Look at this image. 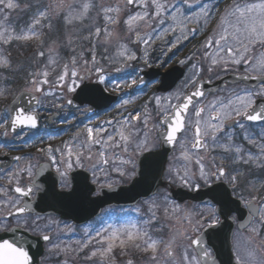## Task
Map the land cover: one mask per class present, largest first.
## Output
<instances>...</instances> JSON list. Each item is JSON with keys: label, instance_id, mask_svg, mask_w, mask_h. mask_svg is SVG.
I'll use <instances>...</instances> for the list:
<instances>
[{"label": "snow or ice", "instance_id": "obj_1", "mask_svg": "<svg viewBox=\"0 0 264 264\" xmlns=\"http://www.w3.org/2000/svg\"><path fill=\"white\" fill-rule=\"evenodd\" d=\"M199 2V0H197ZM126 5H131L133 7H139L142 11H137L135 13L127 14V18L123 20V23L127 26L129 32L134 33L136 39L133 40V43L137 41H141L145 45H150L151 42H154L156 39L151 33H154L156 29L153 27V22L157 24H164V13L168 12L170 18L175 21L177 16L173 13L180 14V8L178 6H172V10L169 11V7L167 3H161V0H125ZM180 3L188 5L189 0H180ZM0 13L4 12V9H14L19 5L14 3L13 0H0ZM31 5H26V8H31ZM92 5L88 2H84L82 4H77L76 0L73 3H68L65 6V0H52L51 4L38 3L36 5V10L33 12L30 23L27 28H22L19 33L15 32L14 29H11L10 26L5 24L8 17L4 16L2 20H0V43L8 44L12 40L18 41H29L32 39H39L42 33V28L45 26L42 22L47 21V27L52 29V12L54 11L56 16H62L64 22L66 24H72L74 20H83L86 18L87 13ZM153 8L154 10L149 12V8ZM101 11L105 14L107 13H115L116 15H105L104 19L106 21V25L101 27H95L94 32L90 31V36L94 35L95 37H100L101 33L104 34V40L101 43V46L110 45L112 43L113 38L116 39L117 45L119 48H123L126 50V45L120 41L119 34L116 33L113 29H109L107 24L118 25L120 24L119 13L121 9L119 6L117 7H102ZM205 21L210 18L211 10L207 8L205 5H201V13ZM185 20L191 19L187 16L184 17ZM143 21L144 25L151 29L150 33H147L144 38L141 37V34L137 29L140 27V22ZM219 32L218 38H210L207 42V46L211 47L213 44L219 47L221 50H226L228 54V58L231 63L240 65L243 63L245 66L249 67L253 72L258 71L260 73L259 76L251 77L252 79H260L261 87L258 91H249L245 90L243 95H237L235 100L229 98L227 102L219 101V106L217 104H210L208 107L210 109V114L207 120H203L202 114L205 112L204 107L197 108L194 112V116L197 118L195 122H187L186 116L188 114L189 105L192 104L193 96H203V92L195 91L191 96H187L186 102L182 104H177L172 106V111L170 114H162L161 123H166L167 128L165 132L161 133L163 141H166L168 144H174L177 142V133L187 132L190 129L194 128L193 138L190 143V149H207L208 143L207 138H211L214 146L220 147L223 152L228 155L222 157V162L220 164H216L213 162L214 170L210 168H206L205 165L201 162L203 157H198L196 163L199 165L197 176L195 173H190V171L186 168L184 170L183 175L180 174L179 171L175 173V176H172V170H169V175L171 179L174 181L177 177L179 178L181 185L185 187H195L199 188L200 185L198 183L199 180H203L205 184H209L210 181H220L223 179H227L228 183L231 185L232 194H235L237 190L241 187V180L245 178L246 173L238 168H232L231 171L223 163L224 160H229L232 165L242 164L246 166H254L259 169H264V130L259 134L260 143H257V137L252 133H248L246 129V125L243 123L244 120L249 122H258L261 124L262 129H264V100L260 103L257 102L256 97H264V55L260 57H255L249 55L257 45L264 46V0H259V2H244L240 3L238 0H233V3L225 9L224 14L220 18L219 23ZM174 29H164V32H168ZM183 34V29L181 30ZM189 31H196V29H189ZM88 39L89 37H84ZM184 39H187V35H184ZM179 38H177V42ZM231 41V42H229ZM223 42V43H222ZM95 47L93 45L91 60H84V65L91 64V67H86L83 74L76 71L75 68L71 71V77L77 78L81 83L85 80L92 79V74H96V80L99 83H104V76L102 75L104 69L100 64V61L97 59L95 54ZM176 47V43L171 45V48ZM169 48V51L171 50ZM51 51V50H50ZM104 51L107 52L108 48L104 47ZM39 56L43 57L45 53L43 51H39L37 53ZM83 54H81L82 56ZM120 56H125L127 61L135 60L137 57L134 52L127 53L125 55V51L119 53ZM104 59H110V57H104ZM229 62L228 60L225 63ZM49 63L54 64L55 60L51 57L49 58ZM71 63L75 66L77 63L76 57L73 56ZM144 63L147 64V52L145 51ZM181 64H184L185 61H180ZM215 63V60H213ZM0 68H8L11 69V63L9 60L0 58ZM211 70V69H209ZM116 71H120L119 68ZM33 78L30 80L35 92H41L42 84L49 83L47 77L49 72L47 70L40 73H29ZM69 76L68 73V65H64V71L62 74L58 76V81H65L66 77ZM37 77H43V79H38ZM133 83H136L133 81ZM68 92H75L76 88L80 85L77 84L76 80L73 79L70 84L65 85ZM85 93L87 92V85H85L82 90ZM158 99V98H157ZM68 103L71 104L72 101L68 100ZM125 104L129 103L128 101L124 102ZM214 113V114H212ZM242 118V119H237ZM141 119L139 114L129 113L127 117H125L124 124L121 126V129L114 130L113 134H107L106 137L101 135L102 133H107V129L102 127H87L84 131L86 133V137L84 141L81 142L79 147L87 146L90 151L91 146L95 144H99L106 147L111 148H120L121 157L119 165L115 166V171L121 177L134 178L136 176H144L145 172L153 166L154 164V156L151 154L150 148V140L147 136L143 139H139L136 137V134L132 130H128L133 128L132 125L133 120L139 121ZM148 116L145 114L143 123L147 125ZM226 121H231V124H226ZM110 123V122H109ZM18 125H29L31 127H36L37 125V116L31 113H26L24 109H20L16 112V115L11 120V127H16ZM125 125L127 128H125ZM238 126L241 130L245 131L244 139L248 141L249 144L254 145L258 148V152L253 154L250 150H246L243 146L235 144L233 142V134L231 132L225 131L226 127L235 128ZM223 134V138L227 140V143H220L221 136ZM81 135L77 133V136ZM119 137L117 140L116 137ZM182 145L185 143L181 142ZM134 145V147H133ZM131 148V152L129 149ZM65 149H67V154L65 157L64 150L60 148H52L49 146L47 149H40L41 152H45L52 163L57 164L56 172L59 174L61 178L66 177L68 175V171L73 168V163L79 167H83L82 161L87 159L91 160V155H85L82 151H74L72 147L65 144ZM187 147H182L181 156L184 160L190 161L192 159L191 151ZM55 152L61 153V159L58 161ZM134 153H139L144 156L143 164L144 170H140V166L137 163V157L134 156ZM144 153H149L148 155H144ZM123 154H128L127 159H123ZM101 158L105 156V153L101 151L98 154ZM115 155V154H114ZM75 156V161H73L72 157ZM16 159H19L17 157ZM109 160L107 158L103 159V163L107 164ZM131 165V167H128ZM62 166V167H61ZM95 168V165H93ZM28 174L31 175V170L26 169ZM93 175H95V171H93ZM87 178H85L86 180ZM96 182V181H94ZM261 187H264V181L260 182ZM69 181L62 180L60 184V188L64 189L68 187ZM104 187L103 184L100 185ZM108 187H112L113 185L109 183ZM86 188V185H85ZM248 192V198L245 199L243 194L238 197V201L243 203L244 207L249 209V215L251 216L257 210L255 208L254 202L260 200L264 203V197L260 196L259 188L255 186L252 181H248L246 185V189ZM2 191V190H0ZM91 191V190H88ZM214 192L218 193L219 199L217 203L220 204L219 214L215 209L210 210L208 217L205 220L208 227H215L220 223L219 216L226 215L229 212L237 210V202L229 199V192L226 190L223 185H218L216 189H213ZM15 192L20 193L22 196H28L31 192V188L23 189L21 187H16ZM73 193H65L63 191L56 192L55 184L53 183V191L52 195L57 197H64L66 195H72ZM97 195L99 193H96ZM17 212L23 213L25 211V207H18L16 209ZM155 218V213L152 214V219ZM151 220L145 221V224H150ZM197 224H200V221H197ZM259 224L264 226V212L260 213ZM252 231L259 235V232L255 227L252 228ZM97 236H100V233H97ZM43 239L45 241L49 240L50 237L48 235H44ZM176 237L173 236L169 239L167 244L163 239H154L149 235L147 231L140 230L136 227V225H131L130 228H125L121 230H115L111 233L110 236L102 237L101 240L97 241L100 244H107L106 247H102L96 251H93L87 259H91L93 256L97 255V251H99L100 255L103 257L107 253H110L115 246L116 242L120 245L131 244L133 247L140 249L142 251H151L153 253L151 259L157 260L156 253L159 250L160 245L165 246L166 254L171 257L173 255L170 250L172 245L175 243ZM86 242L83 247H87ZM192 244L199 246L200 240L199 238L192 240ZM201 253L204 257H209L210 254L203 248L200 249ZM185 260H188L189 264H198L196 261V257L189 258L187 254L184 256ZM0 264H32L31 257L29 256L28 251H26L23 247L10 242L8 240H3L0 242ZM128 264H132V261L129 260Z\"/></svg>", "mask_w": 264, "mask_h": 264}, {"label": "rangeland", "instance_id": "obj_2", "mask_svg": "<svg viewBox=\"0 0 264 264\" xmlns=\"http://www.w3.org/2000/svg\"><path fill=\"white\" fill-rule=\"evenodd\" d=\"M14 3L18 4L19 6L14 9H4L3 13H0V20L3 19L4 16H7L8 19L5 21V24L7 26H10L11 29H14L15 32L19 33V31L22 28H27L28 24L30 23V20H26V23H22L20 20L22 17V14L24 15L29 8H26V5H31L32 7L30 9H33L35 12L36 5L38 3H44V4H51L52 0H13ZM74 0H65V6L68 3H73ZM84 2H88L92 5V7L89 9L86 18L83 20H74L72 24H66L62 18V16H56L55 12H52V29H49L47 25V21H43L42 23L45 25L42 28V35L39 39H32L29 41H18V40H12L8 44L0 43V58H4L10 61L11 63V69L8 68H0V104L5 102L8 95L13 91H9L8 86L5 83V74L4 72L8 70H14V71H21L27 76V72L30 73H40L45 70L49 72V75L47 77L49 83L42 84L41 92H37L40 94H43V98L41 100L40 109H44V112H46L47 116H50L52 113V110L57 108V106L65 100V94L67 93L66 84H70L72 81V77L70 75L73 68H75L78 72H84L86 67H91V64L84 65V60H91L93 45H96L95 47V54L97 59L100 61L101 66L103 67V75L106 76L107 81L109 80H117L116 85H113L112 87L108 88L109 90H115L118 91L121 95V105L117 106L113 114L106 115L103 118H100L98 122L93 121L90 124H86L84 126L79 125V130H85L87 127H102L107 129V133H102L101 135L105 136L107 134H111L109 131H113L114 127L112 125V120L109 118L114 114H124L125 116L128 115L126 112L129 111V109H134L136 107L140 108L143 104V101H146L143 105V109L145 108L146 114H148V122L150 124L155 123V118L162 117V114H170L172 111V106L177 105L179 101L181 100V97L185 93L186 85L180 84L176 91L173 93L167 95V96H157L154 95L153 92L147 91L144 94H137L133 95V86L131 83L133 81L137 82L138 76H140L141 67H138L136 69L134 63L141 62L142 66H147L151 62V58L153 55L158 56L159 52L163 50L166 54L170 55L172 52H174L175 47L171 48V45L173 43H176V47L179 45L184 44L187 40H189L192 37H202L205 35V31L208 28V22L209 19H215L216 17V9L215 5L217 4L218 0H214L213 2H209L208 0H189V4H191V7L188 5L180 3V0H161V3H167L169 7V11L172 10V6H178L180 8V14L173 13L177 16V19L173 21L168 12L164 13V19L165 23L160 25L155 22H153V27L156 29L154 33H151L153 36L156 37L154 42H151L150 45H145L142 40L136 43H133L132 41L136 39L134 33H131L128 31L127 26L123 23V20L127 18V14L129 13H135L137 11H142L139 7H133L129 8L128 5L124 3L123 0H76L77 4H82ZM238 2H241V0H238ZM259 2V0H258ZM201 5H205L207 8L211 10V16L207 21L200 16L201 13ZM121 9L119 13L120 18V24L118 25H112L107 24L109 29H113L116 33L119 34L120 41L126 45V50L123 48H119L116 42V39L113 38L112 43L110 45H105L104 47L108 48V51H104V47L101 46V43L104 40V34L101 33L100 37H95L94 35L90 36V31L94 32L95 27H101L103 28L106 25V21L104 19L105 15H116L115 13H107L101 11L102 7H117ZM0 7H3L0 5ZM229 7V6H228ZM227 7V8H228ZM226 8V9H227ZM153 8H149L148 11H153ZM31 13V16L33 14ZM187 16L191 19L185 20L184 17ZM16 22H15V21ZM20 22V23H19ZM217 29L215 30L214 34H218L219 32V25H217ZM164 29H174L170 30L168 32H164ZM183 34H182V31ZM189 29H196V31L192 32L189 31ZM137 31L140 32L141 37L144 38L147 33L151 32V29L148 28L146 25H144L143 21L140 22V27L137 29ZM187 35V39H184V35ZM84 37H89L88 39H85ZM177 38H179V41L177 42ZM231 42V41H229ZM18 43L21 47H29L28 44H33L37 47V50L43 51L45 55L43 57L39 56L37 54V58L34 61V57H32L33 53H28L29 60L34 68V70L30 71L29 69H26L28 66H30V63L25 58L24 60H19L17 56L14 54H8L7 48H13L14 44ZM21 43H23L21 45ZM223 43V42H222ZM169 48L171 50L169 51ZM51 50V51H50ZM125 51V55L127 53L134 52L136 55L135 60L127 61L125 56H120L119 53ZM145 51L147 52V60L148 63H144V57H145ZM81 54H83L81 56ZM213 58H212V65L211 69L214 73H217L218 70L224 72L221 68H227L229 70H238L239 68L245 66L243 63L240 65L231 63L228 54L226 50H221L219 47L216 46L213 50ZM251 56L260 57L261 55H264V46L257 45L255 49L249 53ZM75 56L77 63L74 66L71 63L72 57ZM52 58L55 60L54 64L49 63V58ZM104 57H110V59H104ZM174 58V57H173ZM172 58V59H173ZM213 60H215V63H213ZM228 60L229 62L225 63V61ZM61 64H67L68 65V73L69 76L66 77L65 81H58V76L63 73L64 67L61 68ZM206 65H208V61L206 62ZM119 68L120 71H116V69ZM247 70L251 71L250 73H254L255 75H260L258 71L253 72L249 67H247ZM63 69V70H62ZM218 69V70H216ZM131 70H135L133 72L134 76L129 81L126 80L125 77H128V74ZM132 72V71H131ZM198 70H196V76L198 75ZM95 74V73H94ZM96 75V74H95ZM33 77L28 75L26 77V83L23 85V89L29 90L31 92H35L32 90L33 86L30 83V80ZM38 79H43V77H37ZM123 81V82H122ZM258 91V90H257ZM238 90H228V92H225L223 94H220V96L214 98L211 101V104H217L219 106V101L227 102V99L231 98L235 100V97L232 96V94H236ZM69 94H72L74 92H68ZM244 93H238L237 95H243ZM16 95V93H15ZM14 95V96H15ZM158 98V99H157ZM46 100V102H45ZM48 100V101H47ZM128 101L129 103L125 104L124 102ZM204 104L208 108V99ZM3 107L0 108V155H5L9 153L11 148H14V146H20V144L15 143H22L25 140V137H9L7 134V124H8V118L6 114V106L4 103L2 104ZM145 114V113H142ZM214 114V113H212ZM208 118V113L206 115V120ZM204 119V120H205ZM110 122V123H109ZM64 125V124H63ZM59 129L65 128L62 127V125H58ZM264 130L261 128L255 130L256 134H253L257 137V143H260L259 134L261 131ZM250 133V132H249ZM146 136L150 140V148H153L157 145V140L154 136V134L149 131ZM119 139V138H118ZM184 144L179 147V150L176 152L175 156L173 157L172 161L170 162L169 170H172V176H175V173L177 171L180 172L181 175H183L184 170L187 168L190 173H195L197 176L199 165L196 163L197 160V154L191 152L192 159L190 161H186L182 158L181 152L182 147H187V142L185 139ZM246 144L250 147H253L254 150H250L253 154H256L258 152V148L255 147L252 144H249L247 140L243 139ZM13 146V147H12ZM244 147V146H243ZM245 148V147H244ZM26 149V147H25ZM247 150V149H246ZM101 151L105 153L107 156L106 158L109 160V147L102 146L101 145ZM100 151V152H101ZM191 151V150H190ZM210 151V153H209ZM99 152V153H100ZM216 153L215 155H212V153ZM26 157L23 162L18 164L12 171L8 173H3L0 171V194L3 195V202L0 210V216H5L8 212L12 211L14 208L18 207L21 204V201L16 198L12 191V187L14 185L21 186L22 182L26 179V177H31L34 173V170L38 164V162L46 157L45 152L35 151L34 155L28 154V149L25 150ZM60 153V152H59ZM98 153V154H99ZM225 153L223 150L218 147L214 146V144H211V147L208 150V160L203 163L206 168H210L214 170L213 162L215 161L216 164H220L222 162V156L221 154ZM218 154V155H217ZM227 154V153H226ZM119 155V154H117ZM228 155V154H227ZM75 158V156H73ZM128 157L127 154L123 155V159H126ZM98 159H100V165L101 166H107V164L103 163V158H101L98 155ZM203 162V161H201ZM120 160L117 161V165H119ZM223 163L226 165L228 164V160H224ZM75 166V163H73V167ZM239 166L243 167V171L246 173L245 178L241 180V187L240 188H246L247 182L252 181L257 188H259L258 194H264V187H261L262 181H264V169H259L254 166H246L239 164ZM128 167H131L130 165ZM31 170V175L28 174V171L26 169ZM106 169H109V167H106ZM99 171V166L95 169V177L94 182L99 188H101V184L104 185V187H108L107 185L111 183L114 186L121 185L125 183L128 179V177H121L116 172V179L111 180L109 176V171H106V174H104L102 177H98L97 173ZM231 171V168L230 170ZM169 172V171H168ZM168 179L169 182L173 185H181V182L179 178L177 177L174 181L171 179L169 173H168ZM227 180V179H226ZM211 182V181H210ZM228 182V181H227ZM199 185H206L203 180L198 181ZM110 188V187H108ZM238 194H243V191L237 190ZM165 194L160 193V195L152 199L148 202L141 203L136 208H133L131 210H124V211H117V210H107L106 213H104V216H102V219H100V222L95 224L97 227H100V236H96V244L98 247L91 248V252L89 254L84 255L85 252L83 251L85 247H78V249L74 250L76 252H73L72 255H67L66 259H70L68 262L64 264H114L111 262V255L114 254L118 249L125 247V245H120L118 242H116L115 246L113 247L112 251L110 253H107L105 256H101L99 251H97V255L93 256L91 259H87L88 256L91 255L93 251H96L98 249H101L102 247H106L107 244H100L97 241L101 240L102 237L110 236L111 233L115 230H121L124 229V226L127 224V228H130L131 225H136V227L140 230H143L144 228L148 227H154L158 225H162V222H164V226H173V223L176 219L181 221V224L177 226V230H174L173 233H169L167 235V240L165 241V244L169 241V239L173 236L176 237L175 242L180 241L183 238H185V234L188 232V229L192 226H198L197 221L194 219H185L183 216V212L187 210V208L183 209L179 205L174 204L167 198H164ZM197 211L206 212L208 211V208H198ZM155 213V218L152 219V214ZM160 212H163L162 214ZM3 214V215H2ZM1 219V218H0ZM205 218H202L201 220H198L200 222H203ZM151 220L150 224H145V221ZM158 224V225H157ZM6 225V223H5ZM50 226L53 227L54 231L56 233H59V230L64 231V228L57 224L55 219L49 220L47 223L44 224V226ZM59 226V228H58ZM92 226V225H91ZM90 226V227H91ZM116 227V229H115ZM113 228V229H112ZM87 230H85L86 232ZM144 231H147L145 229ZM187 236V235H186ZM94 240V238H93ZM87 244L88 247L92 245L93 242ZM128 247H131L132 250H135L137 248L133 247L131 244H127ZM78 250V251H77ZM147 253V251H145ZM163 257H166V253ZM79 260V263H78ZM73 262V263H72ZM116 264H122L116 262Z\"/></svg>", "mask_w": 264, "mask_h": 264}, {"label": "flooded vegetation", "instance_id": "obj_3", "mask_svg": "<svg viewBox=\"0 0 264 264\" xmlns=\"http://www.w3.org/2000/svg\"><path fill=\"white\" fill-rule=\"evenodd\" d=\"M225 1L226 0H223L222 3L220 2L218 7L216 8L215 19H209L210 21L208 22V28L205 31L204 36H202L200 38L192 37L189 40H187L184 44L175 47V50H174V52H172L171 56L166 54L165 52H163V50L160 51L158 56L153 55V57L151 58L150 64L147 66H142L141 62L137 63L135 65L136 69H138V67H141V70H142L140 72V76L138 77L139 78L138 81L141 80L143 72L146 70L156 69V70H160L161 73H166L173 67H179V68L184 70L185 77L182 81H180V83L176 86V88H178V86L180 84L185 83V85H186L185 93H186L187 91H189L192 87H194L196 85L197 81L200 78H202V75H205V76H203L204 77L203 79H208L210 82L217 81V80L223 78L224 76H227L228 74L255 75L254 73H250L251 71L247 70L246 66H243V67L239 68L238 70H236V69L235 70H233V69L229 70V69L224 67V68H221L224 70V72L216 69V70H218L217 73H214L213 70L211 69L212 58L214 55L213 50H214V48H216V46H215V44H213V46L208 47L207 42L210 38H218V35L217 34L215 35L214 32L218 28L217 25H219L220 18L224 14L225 9L233 3V0H231L228 3ZM244 2L251 3L252 0H242V2H240V3H244ZM137 42H139V41H137ZM182 60L185 61L184 64L180 63V61H182ZM207 61H208V65H206ZM209 69H211V70H209ZM196 70H198L200 73L199 77H196ZM201 70H203V73L201 72ZM131 71L128 74L130 76H132V73L135 70H131ZM83 73L84 72H81V74H83ZM73 79H75L77 84L80 85L79 87L76 88V91L81 86L98 83V81L96 80V75L94 73L92 74V79L85 80L83 83H81L75 77H72V80ZM160 82H161V78H158L155 81H152L151 83H149L147 85L146 89H144L141 92H137V94H144L147 91H151L155 95V89L160 85ZM115 83H117L116 80L109 82V84H107L106 86L112 87L113 85H116ZM176 88H175V90H176ZM228 90H238V92L236 94L235 93L232 94L233 97H236L237 94L240 92L244 93L245 90L257 91V90H260V87L255 89V90H252V89H249L243 85H235V86L228 85L223 91H220L219 93L228 92ZM134 92H135V90H134ZM74 93L69 94L67 91V93L65 94V97H64L65 100L63 99V101L57 106V108L52 110L51 115L48 116L47 119H49L54 114L55 115L58 114V119L55 118V121L54 122L52 121L50 123L51 124L50 127L53 129H51L49 131L36 132V133L21 132L19 134V137H26V138L31 137V138H33V140H38L37 138H41V137L45 138L46 140H49L51 143L52 142L54 143V144L49 145L52 148H54V149L60 148V149L64 150L65 157L67 154V149H65V144H67L70 147H72L74 149V151H82L85 153V155H91L92 159L91 160H87V159L83 160L82 161V163L84 165L83 167H79V166L75 165L71 170L68 171V175L66 177L61 178L59 176V174L56 172V167L58 165L52 163L49 156L46 154V157L42 158L38 162V164L34 170L33 175L31 177H28V178L26 177V179L21 183L22 185L20 187L27 189V187L34 182V180L37 176V171L41 167V165H43V164H48L50 167L49 168L50 171L55 172V174L58 175V177H59V180H58L59 181V188H60V184H61L62 180L69 181L68 187H66L64 189L60 188L61 191H69L72 189L71 175L77 171H82V172H85L86 174H89L92 183L94 185H96L94 183L95 175H93V171H95L97 166H99V171L97 173L99 178L102 177L104 174H106V171L108 170L110 179L111 180L116 179L117 175H116V171L114 169H115V166H117V161L120 160L118 157H121V151L122 150L120 148L109 147L108 155H109L110 162L106 166V167H109V169H106L105 166L100 165V163H99L100 159H98V153L101 151V145H99V144L92 145L90 151L88 150L87 146L79 147L81 142L84 141V139L86 137V133L84 130H79L77 123L85 122V125H86V124H90L92 121H91V119H88V108H89L88 106L85 105V106L79 107L77 109H72V108L68 107V105H67L68 100H71L73 98ZM215 96H217V95H215ZM215 96L208 95V106L211 104V101L213 100V97H215ZM119 98L121 99L120 96H119ZM262 98H264V97H256V100L258 101L259 99H262ZM206 100H207V98L205 100L201 101L200 103H198V105H196L192 109L191 113L189 114V116L187 118L186 123L189 121H191L193 123L195 122V120L197 118L194 116V112L197 108H200V107H204L206 109L205 112L202 114L203 120L206 118L207 113L209 116L210 109H209V107L207 108V106L204 104V102H206ZM181 101L182 100H180L179 103ZM145 102L146 101H143V104ZM143 104L141 105L140 108H138V107H136L134 109L130 108L129 111L126 112V114L127 113L128 114L129 113L139 114L141 117V119L139 121L133 120L132 125L134 127L131 129H128V130L134 131L136 134V137L139 139H143L146 136V134H148L149 131H151L154 134V136L157 140V143L159 144V146L157 145V146H155V147L153 146V148H151V152H152V151H156L160 148L159 134L164 130L162 128V123H161V120L163 117L155 118V123H153V124H150L147 120V125H145L143 123V120H144L146 111H145V108L143 109V107H144ZM114 111H115V109L110 114H113ZM142 113H145V114H142ZM105 116L106 115H104L103 117H105ZM127 116H125L124 114H114L110 117V119L112 120L111 126L114 127V130L121 129V126L124 124L125 117H127ZM147 116H148V114H147ZM237 119H242V118H237ZM243 123L246 125V129H247L248 133L260 126V125L254 126L252 124H247L244 121H243ZM226 124L230 125L231 121H226ZM58 125H62V127H65V128L59 129V127H57ZM125 128H127L126 125H125ZM114 130L109 131V132L111 134H113ZM225 131L231 132L233 134V142L235 144L237 142H243L244 135L246 134L245 131L241 130L238 126H236L235 128L226 127ZM77 133H80L81 135L77 136ZM193 133H194V128L190 129L187 132H184L180 136L178 143H177V145L173 151L172 157L170 158V161L168 163L167 172H166L167 174L165 177V180L167 182H169V179H168V173L169 172L168 171H169V167H170V162L172 161L176 152L179 150V147H181V145H182L181 142L184 141L183 139L186 140L187 148L190 149L189 141H191V139L193 138ZM220 136H221V139L219 142L220 143H227V140L225 138H223V134H220ZM118 138L119 137L117 136L116 139L118 140ZM27 140L28 139L24 140L22 143H15V144H20V146H14V148H11L9 153H7L3 156L20 155L21 160L18 163V164H20L21 162L24 161V159L26 157V153H25L26 149L30 148V150H28V154L34 155L35 151H40V149H47L49 147V146L37 145L35 147H26V149H25V147L23 146L25 144H23V143H26ZM207 143H208L207 149H199V150L190 149L191 152L197 154V157H203L202 163H205V161L208 160V150L211 147V144H213V141L211 140L210 137L207 138ZM21 144H23V145H21ZM133 147H134V145H133ZM129 151L131 152V148L129 149ZM209 153H210V151H209ZM117 154H119V155H117ZM144 154H146V153H144ZM215 154H216L215 152L212 153V155H215ZM54 155L56 156V159L58 161L61 159V153L55 152ZM133 155L137 157V163L139 162L140 158L143 156V155H140L139 153H134ZM221 155L224 157L227 156L226 153H222ZM1 157H2V155H0V158ZM106 157L107 156L105 155L103 157V159ZM122 158H123V156H122ZM127 158L128 157H126V159ZM72 159H73V161H75L74 157H72ZM17 165H15L12 168V170ZM93 165H95V168H93ZM225 166L228 168V170H230V168L232 169L233 167L238 168L240 170L243 169V167L239 166V164L232 165L229 160H228V164H226ZM132 180H133V178L130 180L128 179L125 183L121 184V186L129 185ZM216 182L217 181H211L209 184L200 185V187L198 189L203 188V187H207V186L212 185ZM223 182L229 184L227 182L226 178L223 179ZM45 184H48V183L45 182ZM174 186L175 187H183V186H180L178 184L174 185ZM229 186L231 187L230 184H229ZM0 188H1V186H0ZM186 188L189 191L198 190L195 187H186ZM245 189L246 188H239V190L243 191V196L245 197V199H247L249 194ZM38 192H39V190L36 189L34 191V193L31 194V200L32 201L36 200V196H37ZM240 195L241 194H238L237 192L235 194H233V196L236 200H238V197ZM259 195L264 197V194H259ZM16 198L21 201V204L18 206V207H20L22 205L23 198H20V197H16ZM164 198L168 199V196H164ZM2 202H3V195L0 194V210H1ZM254 204H255V208L257 211L255 213H253L251 216L249 215V209L245 208L243 203H240V205H238L239 206L238 212L227 213V217L225 219H222L221 216H219L220 223L217 224L215 227H208L207 223H205V220L208 217L210 210L215 209L217 211V209H218L217 206L213 205L212 203H208L206 205H199V204L193 205V204L187 203L183 207H181L179 205L183 209L187 208V210H185L183 212L184 213L183 216L185 219H194L196 221L201 220L202 218H205V219L203 222H200V224L198 226L190 227L188 229V232L185 234V238H183L181 240L182 242L177 241L172 245L170 250L172 251L173 255L171 257H169L167 254H166V257H163L164 254L166 253L165 252V246L163 244L159 246V250L156 253V255L158 257L157 260L151 259L152 255H153V253L151 251H147V253H146L145 251H142L140 249L132 250L131 247H128L127 244H125V247L118 249L116 252H114V254H110L111 255V262H113L114 264H116V262L122 263V264H128V261L131 260L132 264H189L188 260L184 259L185 254H187V256L189 258L196 257V261L198 262V264H216L215 253L211 249V246L214 245L213 242L215 240L220 238V236H217V233L215 232L217 230V227H219L220 225L224 224V222H226L227 224L232 226V230H233L232 236H231V246H232V253L234 255V263L235 264H264V226H261L259 224L260 213L264 212V203H262L260 200H257L254 202ZM18 207H16V208H18ZM16 208H14L12 211L8 212L7 214H10ZM198 208H208V211H206V212L197 211L196 209H198ZM106 212L107 211H104L103 214ZM160 213L162 214L163 212H160ZM0 218H1L0 219V236H3V238L7 237L4 240H8L10 242H13V243L19 245L20 247L28 249V247H30V244H31L33 248H36V246H33L32 243H30V242H28V240H26V239H28V237H30L31 240L43 238L44 235H48L50 237L49 241L47 243H45V245H44V254H43L42 258L40 259V264H64L70 260V259H66L67 255H72L73 252H76L74 250L78 249L79 246L82 247V245H84L86 242L92 241L93 238H94L93 241H95V242H93L90 247H88V246L85 247V249L83 251L87 252L91 248L98 247V245L96 244V236H97V233L100 232V227H97L95 224L100 222V219H102V216L93 220L92 222H89V223L81 225V226L76 225L74 222L63 221L61 218H59L57 216H38V215H33V214H23L20 216H12L10 214L7 217H6V215L5 216L3 215L2 217L0 216ZM52 218L56 220L57 224H59L60 226H62L64 228V231L59 230V233H56L54 231L53 227H50L48 225L44 226V224L47 223ZM5 223H6V225H5ZM179 224H181V221L176 219L175 222L173 223V226H170V225L164 226V222H162V225L157 224L158 226L144 228L143 231L145 229H147V232L149 233V235L152 236L154 239H163L164 241H166L167 235L169 233H173L174 230H177V226ZM253 227H255L257 229V231L259 232V235H257L256 233H254L252 231ZM58 228H59V226H58ZM125 228H127V224L124 226V229ZM115 229H116V227H115ZM85 230H87V231L85 232ZM208 231H211L209 236H208ZM204 232H207V234L203 237ZM21 233L23 235H21ZM227 237L224 236L221 238H222V240L225 241ZM197 238H199V240H200L199 246L191 243L192 240H195ZM201 248L205 249L210 254V256L204 257L200 251ZM198 250H199L201 256H203L204 262H202V260L200 258L201 256H200ZM78 263H79V260H78ZM194 264H195V262H194Z\"/></svg>", "mask_w": 264, "mask_h": 264}, {"label": "water", "instance_id": "obj_4", "mask_svg": "<svg viewBox=\"0 0 264 264\" xmlns=\"http://www.w3.org/2000/svg\"><path fill=\"white\" fill-rule=\"evenodd\" d=\"M125 1V0H124ZM131 6V5H130ZM160 74L158 71H150L144 74V79L140 83L137 89L144 88L148 83L157 79ZM183 77V72L179 69H173L166 74H162V84L157 89V93H168L171 91L174 86L180 81ZM242 83L248 87L256 88L261 85L260 79H252L250 76L246 75H230L226 78L221 79L213 84L208 81L201 82L197 85V87L189 92L187 96H191L195 91L203 92V96H193L192 104L189 105L188 113L190 112L193 105L198 102L200 99L206 97L209 93H216L220 89L224 88L226 84H239ZM85 87V86H84ZM82 87L78 90L76 95L73 98V101L69 106L71 108L81 107L83 105H88L90 107L89 116L98 115L99 113L109 109L115 102L116 98L108 96L102 87L98 85H87V92L82 91L84 89ZM186 96V97H187ZM185 97V98H186ZM184 98L183 102H186ZM259 101L258 103H260ZM39 104V97L31 92L23 91L21 92L14 101L9 106V115L12 118L16 115V112L20 109H24L26 113H31L34 111ZM34 114V113H31ZM36 115V114H34ZM188 115V114H187ZM37 116V125L36 127H31L29 125H18L16 127H11V123L9 125V132L13 134H17L23 130H38L39 129V118ZM187 117V116H186ZM186 119V118H185ZM249 122V121H247ZM250 123H258V122H250ZM165 129L167 128L166 123H162ZM177 133L178 136L181 134ZM161 140V150L158 152L151 153L155 160L152 167H150L144 176H136L135 179L129 186L126 187H117L113 189H102L100 190V194L98 197L93 198V195L96 194L97 190L95 187L90 185L88 175L84 173H76L71 176V184L72 189L65 193H73L72 195H66L64 197H57L52 195L53 191V183L55 184V191L60 192L58 190V179L55 175L50 172L48 166L42 167L40 171H38L37 178L35 179L33 185H29L28 188H31V192L28 196H22L20 193L17 195L24 198L25 202L22 207H25V211L23 213L15 212L14 215H21L26 213H33L39 216L43 215H56L60 216L63 220L73 221L75 224L85 223L96 216H98L101 211L110 206H123V207H133L141 200H147L153 196H155L159 189L165 188L169 190L170 197L183 204L187 201L192 203H208L211 202L216 204L218 209V214L220 210V204L217 203L219 199L218 193L214 192L213 189H216V186L207 188L195 194L188 193L183 189H173L171 186L164 182V174L166 171V166L168 163V159L172 154V150L175 146L174 144H168L166 141H163L162 136L160 134ZM148 155V154H146ZM16 157H7L1 159V169L7 170L10 169L15 162L19 159ZM144 156L139 161L140 170H144V164L142 163ZM46 168V169H45ZM85 178H87L85 180ZM47 182L48 184H45ZM86 185V188H85ZM223 187L229 192V199L231 198L230 189L223 185ZM16 188V187H15ZM14 188V190H15ZM35 188L40 189L41 191L38 193L36 200H31V194ZM91 190V191H88ZM237 202V201H236ZM240 205L237 202V210L232 212H238ZM222 219L227 217L226 215H220ZM211 231H208V236ZM217 236H220L213 243L214 245H210L211 249L215 253L216 264H234L233 256H232V248H231V236H232V226L224 222L220 227H217L215 231ZM207 232L204 233L205 236ZM21 235H23L21 233ZM228 236L226 240H222L221 237ZM7 237L0 236V242H2ZM28 242L32 243L33 248L30 244V247L24 248L28 251L29 256L31 257L32 264H38L40 257L43 254V244L44 239H32L28 237ZM27 242V241H26ZM199 252V250H198ZM200 254V252H199ZM201 256V254H200ZM202 262H204L203 256L200 257Z\"/></svg>", "mask_w": 264, "mask_h": 264}, {"label": "trees", "instance_id": "obj_5", "mask_svg": "<svg viewBox=\"0 0 264 264\" xmlns=\"http://www.w3.org/2000/svg\"><path fill=\"white\" fill-rule=\"evenodd\" d=\"M34 10L33 9H29L24 15L22 14V17L21 18V22L24 24L26 23L27 21L26 20H30L31 19V13L33 12ZM15 21V20H14ZM16 22V21H15ZM20 23V22H19ZM23 43H21L22 45ZM29 47H20L18 43H15L14 44V47L13 48H7L8 50V54H12V55H16L17 58L20 60H24L25 58L28 60V62L30 63V66H28L26 69H29L30 71L34 70L31 62H30V58H29V55H27L28 53H33L32 54V57H34V61H33V64L35 62V59L37 58V53L39 52V50H37V47L33 44H28ZM61 66V65H60ZM27 72V76L29 75L30 72ZM5 74V83L6 85L8 86L9 88V91H13L14 93H10L7 97V99L5 100L4 105L7 107L8 104L11 102V100L13 99L15 93L17 94L18 92L22 91L23 90V85L26 83V77L25 75L23 74V72L21 71H14V70H8L6 72H4ZM0 104V108L3 107L2 104Z\"/></svg>", "mask_w": 264, "mask_h": 264}]
</instances>
